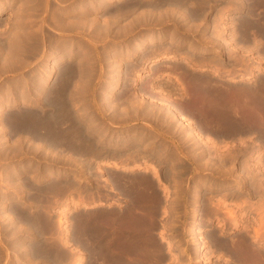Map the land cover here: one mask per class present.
Here are the masks:
<instances>
[{
    "label": "rangeland",
    "instance_id": "374dc122",
    "mask_svg": "<svg viewBox=\"0 0 264 264\" xmlns=\"http://www.w3.org/2000/svg\"><path fill=\"white\" fill-rule=\"evenodd\" d=\"M148 1L149 0H106L103 3L102 0H0V7H3L4 9L2 13H0V264H75V262L77 263L78 261L79 264H92V262L93 264H100V260L101 262L104 261L101 264H109L107 258L102 260L101 256H98L101 254L98 253L97 249L99 250V248L102 246V242L105 243L104 239H106L108 245L111 244V241L112 243L113 241L115 243V241L119 240L121 238L120 235L126 238L127 241H131V243L134 241V239L137 240L134 242H138L140 239L137 237L139 233L137 230L139 229L135 230V228L132 227L126 229L127 232L125 231V233H123L125 234V237L122 235V232L124 231L121 230V226L118 227L119 224L117 225L115 222L113 223V221L112 224L109 219L104 220L103 228H101L102 226H99L101 230L103 229L102 231L98 228V223H102L103 220L99 218L100 216H98V219L96 217L97 215H100L101 213L103 214L105 211L107 212H105V214L110 215L109 212L115 211L113 212L114 214L112 213V216L110 215V217H115L119 215L121 210L126 211L129 203H125L126 207H124L123 203H114L108 208L107 206L100 204L104 202V199L107 200L111 197L118 199L119 195L124 196V193H118L116 195L111 194V196L107 194V190H103L106 192V194H104L105 196L95 195L97 197L96 200L95 196H92L93 198L91 196H83L81 194L83 191L80 192V194H77L76 191H78L80 188L76 187H88L96 185L97 187H100L101 190L103 188L102 186H112L111 189H116L118 188V182L129 184L130 187H138L140 182L137 180L136 175L139 176L140 179L143 178L142 180H144L145 178H149L147 176L148 174L141 173L142 175H140V171L136 170L122 171L111 168L110 163L116 159L111 155V153L108 154V157L103 158L96 156V153H93L94 155H92L91 152L83 153L78 151L76 154V150H73L65 144L64 146L63 144L56 145L49 140L47 144V139L33 135L31 132L29 133V131L22 128L13 129V127H11L13 123L9 120H11L12 117H17L20 113L25 112L24 110L26 109V112L30 111V113L34 112L39 115H42L44 112L45 114L52 113L49 102V95L52 91L48 95L46 94L48 92L44 94L40 93L38 91V82L42 76L41 73L43 72L44 74V71L48 69L49 66L51 67L55 60L63 58L60 65L61 67H59L57 70L55 69L53 73L46 79L47 88L49 89V87L58 78L59 72L64 70L62 69L63 67H66L65 70L71 69L70 71L68 70L70 72V76H72L70 78L72 82L70 83L68 91H74V93H71L73 98L70 96V104H72V106L74 105L75 107L79 105V107H76L75 112L77 111L78 113L79 110L81 111H79L80 113L78 116L80 119L77 117L73 124L75 125L79 121V124H82L81 126L85 125L83 126V129L84 127L85 129L88 127L90 128L84 130V132H81L83 135H86L84 139L88 143L83 139L82 134L78 133L82 135L80 136L82 137V140L77 133L73 134V136H78H76L77 139L76 137H72L74 139L73 142L80 141V145L78 143H74L75 146L77 144L79 148L80 146H83L84 143L87 145L90 144L89 146L95 145L91 144V141L92 143L94 141L97 142L98 139L101 138L105 144L103 147L110 150L113 146L111 144L109 146L107 144V140L111 139L118 141L117 137L124 133L130 134V132L135 130V126L138 124L144 126H142L143 128L141 127L142 131H149L147 125H149V127L151 125H155L151 118L138 115L137 117L134 115L132 113L133 108L130 107L138 99L135 98V94L132 95L133 90L131 87L133 86L132 79L134 75L136 76V81L147 84L150 81L149 78L152 77V75L154 76V73L155 76L158 74L157 71L152 73V69L155 67V65H153L151 60L154 58V56H156L159 52L183 54L182 45H184L186 42H188V44L194 43L198 48H202V46H208V44H213L214 42L210 40V38H205V36L208 34L207 32H200L199 27H197V23H218L214 26V36L215 34L219 33L220 36L226 35L224 32L228 28H226L224 24L242 23V18L246 13L248 14L249 11L252 13L251 14L249 12L250 14H248L251 18H256L255 20H257L258 23H264V6L256 5L253 2H245V4L236 2L234 3V8L226 6L221 9H217L219 6H222L223 4L225 5V3L222 2L221 4H212L217 3L220 0H185L186 2L184 1L182 4L176 2H167L165 0H150L153 4L152 5L150 3L148 4ZM157 3L158 6H154V4ZM209 3H211V5L203 7L204 12L198 18H192V20L188 21L187 23L185 22L186 20H184L183 12L185 11V14L188 13L186 9L184 10L185 5H188L190 9H192L199 6L200 4L207 5ZM178 7L180 9H178ZM242 7L246 8L243 9ZM175 8L178 10V12H173V9ZM150 9L156 14V17L154 19H144L145 13ZM180 10H183V14L179 13L181 12ZM115 13H118V15H115ZM215 14L216 17L213 20ZM261 14L262 18L260 16ZM111 16L113 19L111 18L110 20ZM93 22L95 23L91 25ZM193 23L196 24H194L192 27ZM196 28L198 29L196 30ZM250 29L257 30L255 34L264 38L258 29L253 27H250ZM199 36L204 38H198ZM196 37L198 40L195 39ZM148 38H152L153 40ZM144 39L148 40L149 43H147L140 53H136L135 48L137 44ZM153 46L156 48V50H154ZM153 53L154 56L152 55ZM185 57L188 56H183L182 58ZM245 57L247 58L249 56ZM179 58H181V55L178 57V59ZM256 59H258L260 63L251 59L252 63L249 65H253L252 70L255 73H263V58L257 57ZM205 62L206 61L203 63ZM164 63L181 64L179 63V60L174 59L164 60L159 64L161 65ZM67 64L68 66H66ZM205 65L206 67H211L209 62H206ZM186 66L189 67V65ZM127 68L131 69H128L127 71ZM136 68L140 69L136 70ZM196 68L199 67H195V69ZM71 71H74V73H71ZM125 71H127L126 74H124ZM245 72L246 71H243V73ZM148 73L149 75H146ZM115 74H117V76ZM165 78L166 76L162 75L160 80H156V82H154V88L163 91V94L158 93V91L153 94L154 96L152 98L159 99L162 97V99H164V93L170 92L168 88L173 89V95L181 96L179 90L175 89L174 86L169 85V82H167ZM169 79L172 78L169 77ZM241 81L242 80L239 79V81L234 82L231 80H226L225 77H222L220 82L223 85L227 84L225 86L229 87V83L234 85L244 84L246 86H250L248 83H242ZM125 85H127V87ZM72 87L73 89H71ZM108 88L109 92L106 94L105 92ZM110 89L112 90L110 91ZM125 89H128L129 91H127L130 92L129 94L131 95H128V101L118 103L117 101L119 100L116 101V99H119L117 96L121 95L122 92L124 93V91L126 92ZM230 89L232 90L231 93H233V95L236 94L237 90H239L235 88ZM44 98L48 100H45ZM134 99L136 100L134 101ZM107 100H110L108 101V104ZM113 100L119 104L118 106L120 108L117 106L116 102L115 105L117 107L114 105ZM140 100L146 101L147 98L142 95ZM109 102L113 103V107ZM129 107L132 109H129ZM34 109L36 111H33ZM46 109L47 111H45ZM40 110L42 111L40 112ZM8 113H12L14 116L11 114L10 117V114ZM85 120H87V122L89 120L91 123H87ZM113 121L115 125L113 124ZM105 126L110 130H106L104 128ZM85 131H87V133H85ZM88 133H91L90 135L92 139H89L90 135ZM78 153H80V155ZM91 159L94 160L92 161ZM102 159L104 160L102 161ZM108 160L112 161L108 163ZM125 162L130 163L133 161L126 160ZM52 180L55 181V183H53ZM58 181L61 182V192L53 188L56 187L55 184H59ZM107 182L111 183L108 184ZM58 186H60V184ZM169 189L170 188L164 187L162 188V192H164L166 197L174 195L179 196V204L170 210V205H166L163 199L160 198V207L165 206V208H162L160 213H158L156 216L153 214V222L155 221L156 224L154 227H149V231L153 234L149 236L150 238L148 237V241L146 242H150L151 247H149V249H152V251H149L150 257L147 258V260H152L155 262V264H223L224 256L220 255L219 257V254L217 255L218 251L217 253L211 252L212 254L209 252L210 257L207 258L209 261L207 259L202 260V262L196 261L200 255L196 252L194 253L195 248L190 244L191 240L189 238L190 235L188 234L187 229L192 218L190 209L192 204H194V202L192 203V201H194V197L191 196V189L189 187L176 188L177 190L173 193ZM243 190L244 189L240 190V192H245ZM159 193V191H155L157 196H161ZM61 194L64 196V198L61 196ZM98 197L101 199L98 200ZM237 197H240L239 199L237 198L239 202L244 199L243 195H238ZM75 198H83V201L79 204H75V202L72 200ZM135 201L132 202L133 204H130V206L132 205L133 208H135L133 209L131 206V209L129 206L128 209L144 211L141 204ZM167 201L169 203V200ZM242 203L243 202L241 201L240 204ZM227 206H230V204L225 205L224 208ZM244 206L240 207L238 204L234 205V207L238 209L236 213L245 223L243 219H245L246 216L241 215L247 211L244 209ZM137 207H142V210ZM36 209L38 211H36ZM176 210L177 212H173ZM203 211L205 210H202L201 217L204 216L205 219H207V217L208 219L210 218L209 220L213 223V228H215V231L220 233V236L222 235V237H235L236 234V238H239L240 235L242 236V234H246V232H249L248 234H252L253 232V230H250V232L249 230L246 231V229L243 228L231 230L232 226L229 224V222L228 224L230 226L225 222L228 220V217H226L227 219L224 221V223L222 222L223 224H219L216 222L217 218H215L213 221L211 220L213 215L207 211ZM222 212L224 214L225 211H220L219 214H221V216L219 215V217L225 218L227 213L225 212L224 216ZM164 214H166V216L163 217L162 220L158 221V218ZM176 214L179 215L175 216ZM25 216L28 217V219ZM93 216L96 217L97 220L94 219L92 221ZM172 216H174V219H171ZM29 217H38V223L40 218V223H37V227L35 223V228L31 227L33 226V222L29 219ZM87 218H90V220ZM106 221H110L108 224H111L113 228H115V231L117 229L118 231L121 230L122 232L119 231V233L121 232L120 234L118 231L115 232L111 225H107ZM27 222L29 224L31 223V226L26 224ZM104 225L109 227L105 228ZM227 225L228 227H226ZM36 228H39V230H35ZM104 228L106 230L111 229L108 232L113 236H116L115 234L117 233V236L120 238H112V235L108 234L106 230V232H103ZM129 229L134 230L131 232ZM112 230L115 234L110 232ZM223 230L226 233H224ZM95 231L98 232L95 234ZM66 232L67 238H69L67 241L64 239V233ZM75 233L79 234L76 235ZM129 234L132 237H128ZM102 235L109 236L105 238ZM197 235L198 237L200 236L199 233ZM114 238L116 240H114ZM124 238L120 240L124 241ZM99 239L101 240V243L99 242ZM126 240L125 242L128 243ZM145 240L146 237L144 238V241L142 240L141 242L140 239L139 242L145 243ZM168 241H172L173 243H171V248H169L167 245L169 243ZM254 245L264 246V241L261 243H255ZM175 246L177 248H174ZM94 248H96V253ZM77 249L79 250L77 251ZM90 249L94 251H91ZM54 250L58 252L55 253ZM45 251L47 252L45 253ZM70 251H73L74 253ZM50 252L52 254L54 252L55 254L51 255ZM59 252L62 254L65 253V255L68 253V256L72 253L73 257H70V255V260H68L67 255H64V260V256L59 254ZM82 252H85L83 253L84 255L81 254ZM78 255L82 261L81 259L77 260L79 258ZM91 255L95 257H92ZM126 255H129L126 256L127 258L131 256L133 257H131L132 259L138 258V253H126ZM58 258L60 259L57 260ZM72 258L73 260H71ZM91 258H94V261H92ZM96 259L99 262H96ZM111 263L113 262L110 261V264Z\"/></svg>",
    "mask_w": 264,
    "mask_h": 264
},
{
    "label": "bare ground",
    "instance_id": "6f19581e",
    "mask_svg": "<svg viewBox=\"0 0 264 264\" xmlns=\"http://www.w3.org/2000/svg\"><path fill=\"white\" fill-rule=\"evenodd\" d=\"M103 1V3H104V1H106V0H102ZM135 1H137V0H135ZM139 1H142V0H139ZM144 1V0H143ZM165 1H167V2H176V3H181L182 4V2H184L185 0H165ZM241 1V3L243 4V0H240ZM145 2H147V1H145ZM154 2V1H153ZM186 2V1H185ZM258 2H260L261 4H263L264 5V0H258ZM92 3V2H91ZM100 3V2H99ZM142 3V2H141ZM152 4L151 3V1L149 0L148 1V4ZM93 4V3H92ZM95 4V3H94ZM101 4V3H100ZM99 4V5H100ZM138 4V3H137ZM140 4V3H139ZM146 4V3H145ZM108 5V4H107ZM107 5H106V7H107ZM153 5V4H152ZM151 5V6H152ZM114 6V5H113ZM154 6H158V3L157 4H154ZM184 6V5H183ZM121 7V6H120ZM155 7V8H156ZM203 5L202 4H200L199 6H197V7H195V8H192V9H190V7L188 6V5H185V8H184V10L186 9V11L188 12V13H186L185 14V11L182 13V11L181 12H179V13H182L183 14V16H184V20H186L185 22L187 23L188 21H190V20H192V18L193 19H195V18H198L201 14H203ZM103 8H104V6H103ZM106 9V8H105ZM135 9V8H134ZM152 9V8H151ZM151 9L148 11V12H146L145 13V15H144V19H154L155 17H156V14L154 13V12H152L151 11ZM178 9H180L179 7H178ZM4 9H3V7H0V13H2V11H3ZM174 11L173 12H175V11H177L178 12V10L175 8V9H173ZM151 11V12H150ZM253 11V10H252ZM250 12V11H249ZM248 12V14H250ZM263 13V12H262ZM247 13L245 14V16L243 17V19H242V23H245V24H253V23H258L257 22V20H255L254 18H251L249 15H248ZM252 14V13H251ZM255 14V13H254ZM115 15H118V13H115ZM256 15V14H255ZM254 15V16H255ZM108 16V15H107ZM114 16V15H113ZM261 16V18H262V14L260 15ZM263 16H264V14H263ZM118 17V16H117ZM116 17V18H117ZM222 17V16H221ZM253 17V16H252ZM111 18L113 19V17L111 16L110 17V20H111ZM115 18V17H114ZM264 19V18H263ZM95 20V19H94ZM99 20V19H98ZM109 20V19H108ZM109 20V21H110ZM98 22H100V21H98ZM111 22V21H110ZM95 22H93V23H91V25L92 24H94ZM113 23V22H112ZM202 23V22H201ZM261 23H263V22H261ZM97 24V23H96ZM196 24V23H195ZM100 25V24H99ZM61 26H63V25H61ZM95 26V25H94ZM97 26V25H96ZM105 26V25H104ZM194 26V23H193V25H192V27ZM199 26V25H198ZM197 26V27H198ZM198 28H196V30H197ZM261 29H263L264 30V25L261 27ZM190 30V29H189ZM191 31V30H190ZM192 32V31H191ZM149 37V36H148ZM151 37V36H150ZM148 39H150V38H148ZM152 39V38H151ZM150 39V40H151ZM153 40V39H152ZM59 41V40H58ZM156 41V40H155ZM70 42V41H69ZM153 42V41H152ZM157 42V41H156ZM147 43H149V41L148 40H146V39H144L143 41H141V42H139L138 44H137V46H136V48H135V52L136 53H140L141 51H142V49H144V47L147 45ZM181 43V42H180ZM73 44V43H72ZM182 44V43H181ZM154 47V46H153ZM166 47V46H165ZM65 49V48H64ZM166 49H167V47H166ZM198 47H197V45H195L194 43L193 44H190V48H189V51H198ZM207 49V47L206 46H202V50H201V52H203V51H205ZM61 50V49H60ZM152 50V49H151ZM154 50H156V48L154 47ZM157 50L159 51V49L157 48ZM59 51V50H58ZM66 52V51H65ZM152 52H153V50H152ZM150 53H151V51H150ZM155 53V52H154ZM154 53L152 54L153 56H154ZM64 54V53H63ZM67 54V53H66ZM156 54H157V51H156ZM180 53L179 54H177V53H171V52H159L156 56H154V58L151 60L152 62H153V65H155V67L152 69V73L153 72H155V71H157L158 72V74H156V76H155V73H154V76H153V78L154 77H161L162 75H164V70H166L165 68H163L159 63L160 62H162V61H164V60H168V59H174V60H181L180 62H183V63H185L186 65H189V67H191V69H195V67H199L200 69H205L206 68V65H205V63H202L203 61L201 60V61H199V59H196V58H193V57H191V58H189V57H185V58H182L184 55L182 54V56H181V58H179L178 59V57H180ZM113 56V55H112ZM185 56H187V55H185ZM60 57V56H59ZM63 59V58H62ZM62 59H57V60H55L54 62H53V64L51 65V67L49 66V68L48 69H46L45 71H44V74H43V72L41 73L42 74V76L40 77V81L38 82L39 84V86H38V91L40 92V93H42V94H44V93H46V92H48V93H46L47 95L51 92V94L49 95L50 96V105H51V111H52V113H50V114H45V112L44 113H42V115H39V114H37V113H34V112H32V113H30V111L29 112H26V110H24L25 112H22V113H20L17 117H12L11 118V120H9V121H11L12 123H13V125L11 126V127H13V129H16V128H22V129H24V130H27V131H29V133L31 132L33 135H36V136H39V137H42V138H44V139H47V144H48V140L49 141H51V142H53L54 144H63V146H64V144L65 145H67L68 147H70V148H72L73 150H76V154H77V152L79 151H81V152H91V154L92 155H94L93 153H96V156H100V157H108L109 155V153H111V155L112 156H114L116 159H112L111 161H109L108 160V163L109 162H111L110 163V166H111V168H114V169H119V170H122V171H132V170H139V169H142V167H141V165H140V163L138 162V160H137V158H136V156H137V153H140V151L138 152V149L136 148V145H137V142H138V140H139V136H138V133H139V128L137 127V126H135V130L134 131H132V132H130V134H126V133H124V134H121L119 137H117V139H118V141L116 140H111V139H109V140H107L108 141V145L110 146V144L113 146L110 150H108V149H106L105 147H103V145H105L104 143H103V141H102V139L100 138V139H98V141H97V138H96V141L97 142H93L92 143V141L91 140H89V141H91V144H95V145H91V146H89V145H87V144H85L84 143V145H87V146H80L79 148H78V145L76 144V146H75V144L74 143H78L79 144V142L80 141H78V142H73V138L72 137H76V136H73V134H75V133H80V134H82L81 132H84V130H87V129H85V127H84V129H83V126H85V125H83V126H81L80 124H79V121H78V123L77 124H73L74 123V120L79 116V113L81 112L80 110V112L78 111V113H77V111L75 112V109H76V107L78 106L79 107V105H77L76 107L73 105L72 106V104H70L71 102H70V96H71V93H74V91L73 92H69L68 91V88L70 87V83L72 82L71 81V77L72 76H70V70L68 71L67 69V72H66V70H65V68L66 67H63L62 69H64L63 71H60L59 72V75H58V78L54 81V83L49 87V89L47 88V84H46V79L53 73V71L56 69H58L59 67H61L60 65H61V63H62ZM201 59V58H200ZM118 62V61H117ZM66 63H68V62H66ZM129 63V62H128ZM64 65H65V63H64ZM166 65V64H165ZM66 66H68V64L66 65ZM74 66V65H73ZM119 66V65H118ZM125 66V65H124ZM127 66V65H126ZM129 66V65H128ZM166 66H168V65H166ZM208 66H209V64H208ZM70 67V66H69ZM262 67V66H261ZM71 68V67H70ZM132 68V67H131ZM131 68H127V71H128V69L130 70ZM170 68H172V69H174V67L171 65V67ZM198 68V69H199ZM164 69V70H163ZM169 69V68H168ZM44 70V69H43ZM74 70H76V69H74ZM82 70V69H81ZM171 70V69H170ZM180 70V69H179ZM37 71V70H36ZM127 71H125V73L124 74H126V72ZM168 71V70H167ZM175 71H177L176 70V68H175ZM174 71V72H175ZM174 72L172 71V72H170V75H172V76H174V77H176V83H178V84H180V85H182L183 87H185L186 85L184 84V81H183V79H181V77H179V73H181L180 71H179V73L178 74H174ZM71 73H74V71L72 72L71 71ZM151 73V74H152ZM118 74H119V72H118ZM128 74V73H127ZM150 74V75H151ZM226 74H228L229 75V77L228 78H230L231 79V81H234V82H236L235 80L237 79L238 80V78L239 79H241L242 81H245L246 83H248L249 85H250V87H247V88H244L243 87V89H241L242 87H240L239 86V88L237 87V89H239V90H235L236 91V94H234L233 95V93H231L232 92V90L230 89V88H232L231 86H230V88H224L223 87V85L222 84H216L215 82V84L216 85H213L212 87H208V86H211V85H208V84H210L209 83V81H208V84H207V82H204L203 84H200V82H199V84L197 83V85L195 86V88H191V89H193V90H191L190 88L188 89L189 90V92H187L188 90H186V92H185V95H186V97H184V99H185V101H186V106H187V109H188V111H190V112H194V111H196L197 113H199V114H201L203 117H204V121L205 122H207L208 120H209V117L210 118H212V121H214V122H217V125H219V127H220V130L221 131H229V132H235V133H238V132H245V131H249L250 129H255V130H257V131H260V132H263L264 133V76H262V75H256L255 74V72L252 70V68H250V69H248V71L247 72H245V73H243V75L242 76H236L235 74H231V72H230V74H229V72H226ZM69 75V76H68ZM116 76H117V74H115ZM114 75V76H115ZM57 76V75H56ZM253 76H258L257 77V79H256V81H251V79H252V77ZM171 77V76H170ZM130 79V78H129ZM151 79H152V77H151ZM196 79V78H195ZM201 79V78H200ZM116 80V79H115ZM206 80V79H205ZM118 81V80H117ZM127 81V80H126ZM200 81V80H199ZM27 82H28V80H27ZM76 82V81H75ZM112 82V81H111ZM129 82V81H128ZM52 83V82H51ZM28 84V83H27ZM125 84H126V82H125ZM196 84V83H195ZM127 85H129V84H127ZM127 85H125L126 87H127ZM208 85V86H207ZM225 85H227V84H225ZM77 86V85H76ZM113 87V86H112ZM125 87V88H126ZM154 87H155V85H154ZM226 87V86H225ZM37 88V87H36ZM75 88V87H74ZM78 88V87H77ZM186 88V87H185ZM51 89V90H50ZM71 89H73V87L71 88ZM76 90V89H75ZM112 89H110V91H111ZM113 90H115V89H113ZM123 90H124V88H123ZM122 90V91H123ZM126 90V89H125ZM128 90V89H127ZM126 90V91H127ZM37 91V90H36ZM72 91V90H71ZM106 91V90H105ZM129 91V90H128ZM134 91H136V90H134ZM38 92V93H39ZM108 92H109V88L107 89V91L105 92L106 94H108ZM145 92V91H144ZM233 92H234V90H233ZM112 93H113V91H112ZM121 93V92H120ZM126 93V92H125ZM125 93H123L122 92V94L121 95H119V96H117L119 99H116V101L117 100H119V101H117L118 103H122L123 101L124 102H126V101H128V98H129V96L131 95V94H129L128 92H127V94H129V96L127 95V94H125ZM141 93H143V92H141ZM140 93V94H141ZM158 93H161V94H163V91H161V90H159V92ZM25 94V93H24ZM117 94V93H116ZM134 93H132V95H133ZM139 94V95H140ZM37 95V94H36ZM137 95V94H136ZM49 96H47V97H49ZM107 96V95H106ZM37 97V96H36ZM45 97V96H44ZM72 98H73V96H71ZM105 97V96H104ZM108 97V96H107ZM40 98V97H39ZM136 98V97H135ZM138 98V97H137ZM163 98H165L166 99V97H163ZM41 99V98H40ZM45 99V98H44ZM141 99H143V98H141ZM1 100H2V98H1ZM45 100H48V99H45ZM45 100H41V101H45ZM111 100V99H110ZM110 100H107V104H108V101H110ZM133 100V99H132ZM136 99H134V101H135ZM160 100H161V98H160ZM256 101V102H258L259 103V107H255L254 105L253 106H248V101ZM115 101V102H116ZM134 101H132V102H134ZM138 101V100H137ZM162 101H164V100H162ZM218 101V102H217ZM241 101H243V105L242 104H240V102ZM113 102H114V100H113ZM115 102H114V105H115ZM116 102V104H117V106L119 105L118 103ZM140 102V103H139ZM247 102V103H246ZM1 103V102H0ZM48 103V102H47ZM110 103V102H109ZM135 103V102H134ZM133 103V105H131L130 107H132V108H130L129 107V109H132V113L134 114V115H138V116H146V117H148V118H151V117H153V116H156L157 114H158V110L156 109V108H153V107H149L146 103H144L143 101H140V99H139V101H138V104H134ZM153 103V102H152ZM154 103H157V102H154ZM99 104V103H98ZM111 105L113 104V103H110ZM3 105V104H2ZM47 105V104H46ZM49 105V106H50ZM111 105H110V108H111ZM121 105V104H120ZM154 105V104H153ZM172 105V104H171ZM44 106V105H43ZM116 106V105H115ZM115 106H114V108H115ZM116 106V107H117ZM157 106V105H156ZM3 107V106H2ZM104 107V106H103ZM106 107H109V106H106ZM112 107H113V105H112ZM119 107V106H118ZM158 107H160V105L158 106ZM45 108V107H44ZM120 108V107H119ZM42 109V108H41ZM48 109V108H47ZM47 109L45 110V111H47ZM116 109V108H115ZM29 110V109H28ZM91 110V109H90ZM33 111H36L35 109L33 110ZM42 110H40V112H41ZM49 111V110H48ZM168 111L174 116H178L179 115V117H181V119L183 120V121H186L187 119H186V115H185V113L184 112H182V111H180L176 106H174V105H172V106H169V108H168ZM21 112V111H20ZM88 112V111H87ZM107 112V111H106ZM119 112H120V110H119ZM0 113H1V110H0ZM84 113H85V111H84ZM83 113V114H84ZM101 113V112H100ZM103 113V112H102ZM8 114H10V113H8ZM7 114V115H8ZM12 114V113H11ZM11 114L9 115L10 117H11ZM78 114V115H77ZM13 116H14V114H12ZM80 115H82V114H80ZM115 115V114H114ZM113 115V116H114ZM211 115V116H210ZM130 116H131V114H130ZM129 116V117H130ZM137 116V117H138ZM94 118V117H93ZM216 118V119H215ZM78 119H80L79 117H78ZM77 119V120H78ZM85 119V118H84ZM90 119V118H89ZM139 119H141V118H139ZM138 119V120H139ZM214 119V120H213ZM81 120H83V119H81ZM91 120V119H90ZM96 120H97V118H96ZM152 120V119H151ZM86 122H87V120H85ZM182 121V122H183ZM88 122H90L89 120H88ZM87 122V123H88ZM98 122V121H97ZM137 122V121H136ZM144 122V121H143ZM213 122V123H214ZM76 123V122H75ZM87 123H86V125H87ZM91 123V122H90ZM89 123V124H90ZM94 123V122H93ZM92 123V124H93ZM85 124V123H84ZM95 124H96V121H95ZM113 124H114V121H113ZM113 124H111V125H113ZM144 124V123H143ZM146 124H149V123H146ZM115 125V124H114ZM137 125V124H136ZM141 125V124H140ZM150 125H151V123H150ZM216 125V124H215ZM89 126H91V125H89ZM141 126H143V125H141ZM148 126V130L149 131H151V129H152V125L149 127V125H147ZM87 127V126H86ZM93 127V126H92ZM107 127H108V125H107ZM144 127V126H143ZM142 127V128H143ZM106 130H110L109 128L107 129L106 128V126L104 127ZM133 128V127H132ZM90 129V128H89ZM95 129V128H94ZM99 129V128H98ZM104 130V129H103ZM128 130H131V129H128ZM141 130V129H140ZM93 131V130H92ZM102 131V130H101ZM122 131H124V130H122ZM149 131H146V132H149ZM89 132V131H88ZM109 132V131H108ZM114 132V131H113ZM119 132V131H118ZM142 132H144V131H142ZM85 133H87V131H85ZM94 133V132H93ZM95 133H97V132H95ZM145 133V132H144ZM80 134H78L79 135V137L80 136H82V135H80ZM89 134V133H88ZM91 134V133H90ZM89 134V135H90ZM100 134H102V133H100ZM105 134H106V132H105ZM113 134V133H112ZM141 134V133H140ZM98 135H99V133H98ZM104 135V134H103ZM85 136L86 135H83L82 137H83V139L85 138ZM93 136H95V135H93ZM78 137V136H77ZM77 137H76V139H77ZM82 137H80V139L82 140ZM101 137H102V135H101ZM141 137V136H140ZM143 137V136H142ZM91 138V135H90V137H89V139ZM115 138V137H114ZM87 139V138H86ZM92 139V138H91ZM116 139V138H115ZM79 140V139H78ZM85 140V139H84ZM88 140V139H87ZM142 140H144V139H142ZM77 141V140H76ZM86 141V140H85ZM104 141H105V139H104ZM147 141V140H146ZM43 142H44V140H43ZM82 142V141H81ZM87 142V141H86ZM114 142V143H113ZM117 144H116V143ZM50 143V142H49ZM88 143V142H87ZM82 144H83V142H82ZM81 144V145H82ZM116 146H115V145ZM80 145V144H79ZM108 145H107V148H108ZM97 148H96V147ZM98 146H101V147H98ZM105 152H107V153H105ZM74 153H75V151H74ZM79 155H80V153H78ZM83 155H85V154H83ZM86 155H87V153H86ZM85 155V156H86ZM90 155V154H89ZM91 155V156H92ZM77 156V155H76ZM81 156H82V154H81ZM95 156V157H96ZM111 156V157H112ZM78 157V156H77ZM76 157V158H77ZM113 157V158H114ZM78 159V158H77ZM106 159V158H105ZM107 159H109V158H107ZM101 160V159H100ZM104 159H102V161H103ZM126 160H128V161H133V162H125ZM106 162V161H105ZM102 164V163H101ZM142 164V163H141ZM144 164V163H143ZM109 166V167H110ZM148 168V167H147ZM144 169H146L145 167H144ZM148 170V169H147ZM156 171V170H155ZM53 173V172H52ZM58 173V172H57ZM62 173V172H61ZM48 174V173H47ZM63 174V173H62ZM155 174H156V172H155ZM49 175V174H48ZM51 175V174H50ZM52 176V175H51ZM56 177V176H55ZM239 178H241V177H239ZM238 178V179H239ZM53 179V178H52ZM56 179V178H55ZM143 178H141L140 180H139V182H140V185H138V188H137V192H136V197H134V200H132V201H128V202H124L123 201V198H119L118 197V199H116V198H114V197H111V198H108L107 200H105L104 199V202L102 203V204H100V205H103V206H107V208L109 207V206H111V205H113L114 203H123L124 204V207H126V205H125V203H129L128 204V206H127V208H126V211H124V210H121L120 211V213H119V215H117V216H113V217H110V215L112 216V213L113 212H115V211H113V212H109L110 213V215L109 214H105V212L102 214H100V215H97L96 217L98 218V216H100L99 218H101L102 220H103V222L102 221H99V222H102V223H98V228H99V230H101V228H103V223H104V220H110L111 221V223H112V221H113V223L115 222V224H119L118 225V227L119 226H121L120 228H122L121 230H123L124 232H122L121 230H119V231H121L122 232V235H124L125 236V234H123V233H125V231H126V229H128V228H135V230L136 229H139V230H137V232H139L138 233V238H140L141 239V242H142V240L144 241V238L146 237V240H145V243L143 242V243H141V242H139L140 241V239H139V241L138 242H134L136 239H134V241L131 243V241L129 242V241H127L126 240V238H124L123 236H121L120 235V237L119 236H117V233L115 234V233H113L114 231H115V228H113V226L111 225V224H108V222H110V221H106L107 222V225H111L112 226V228L114 229V231L112 230V231H110L111 233H113V234H115L116 236H113L112 234H110L108 231L109 230H111V229H105L106 227H109V226H105L104 225V231L103 232H108V234H110V235H112V238L113 237H119L120 239H123L124 238V241H122V240H117V241H115V243H114V241H113V243H112V241H111V244H109L108 245V243L106 242V239H104L105 240V243H107V244H105V243H103L102 242V246L99 248V250L97 249V251H98V253L99 254H101V255H98L99 257L101 256V258H102V260L104 259V258H107L108 259V263L110 264V261L111 262H113V263H111V264H149V262L150 261H152V260H147V258H149L150 257V254H149V251H152V249H149V247H151V245H150V242L148 243V242H146V241H148V237L149 236H151V234H152V232H150L149 231V227L151 228V227H153V209H152V201H151V199H150V195H151V193H150V191L149 190H152V188L149 186V179L148 178H145L144 180H142ZM242 179V178H241ZM241 179H239V181H237L238 183H237V188H236V190H242L243 188H242V186L244 185H242V181H241ZM57 180H58V178H57ZM53 181V180H52ZM51 182V181H50ZM59 182V181H58ZM145 182V183H144ZM53 183H55V181H53ZM52 183V184H53ZM111 183V182H110ZM58 184V183H57ZM57 184H55L56 185V187H53L54 189H56V190H58V191H62L61 190V182H59V184H60V186H58ZM54 185V186H55ZM242 185V186H241ZM53 186V185H52ZM32 187V186H31ZM59 187H60V190H59ZM191 190V196L192 197H194V201H192V203L194 202V204H192V207H191V214H192V218H191V220H190V222H189V226H188V234L190 235L189 236V238H190V240H191V245H193L194 246V248H195V250H194V253L196 252V253H198L200 256H199V258H197V260L196 261H201L202 262V260H204V259H207V258H209L210 256V254H209V252L211 253H217V251H218V253H217V255L219 254V257H220V255H222V256H224V262H223V264H264V248L262 249V247H264V246H258V245H254L255 243H258V242H263L264 241V206H259V210L260 211H262L263 213H261V215H260V218L258 219V221H259V223H258V225L256 226V228H255V231H254V233H252V236H250L248 233L249 232H246V234H242V236L240 237L239 236V238H236V234H235V237H232V236H225V237H222V235L220 236V233H218V232H216L215 230V228H213V223L212 222H210V218L208 219V217H207V219H205V217L204 216H202V217H204V218H202L201 217V213H200V207L203 205L204 206V209L203 210H205V211H207L208 213H210V214H212L213 216L211 217V220H213L214 221V219L215 218H217V220H216V222L217 223H219V224H223L224 223V221L227 219L226 217H228V220L227 221H225L227 224H228V222H229V224L232 226L231 227V230L233 229H236V228H243V229H246V231H248L249 230V227H251L250 226V224H248L249 222H248V220H246V217H245V219H243L244 221H245V223L241 220V218H240V216L236 213V211L238 210L236 207H234V205H232L231 207L230 206H227V207H225V208H227V209H225L224 208V206L225 205H227V204H229V203H226V201H222L223 199H216L215 198V195H214V187H212V185H209V186H205V187H202V186H199V185H195L194 187H191V186H188ZM188 187H186V188H188ZM132 188V187H131ZM41 189V188H40ZM205 189V190H204ZM57 191V192H58ZM202 191H205V194L204 193H202ZM189 192V191H188ZM43 193V192H42ZM59 193V192H58ZM60 194V193H59ZM149 194V195H148ZM58 195V194H57ZM108 195H111V194H108ZM113 195V194H112ZM111 195V196H112ZM116 195V194H115ZM238 195H243L242 193H238ZM61 196L64 198V196L61 194ZM91 197L92 196H95V194H91L90 195ZM105 196V195H104ZM190 196V195H189ZM190 196V197H191ZM202 196H204V199H203V203H201V201H202ZM218 196V195H217ZM96 197V196H95ZM191 197V198H192ZM223 197V196H222ZM222 197H220V198H222ZM93 198V197H92ZM99 198V197H98ZM238 198V197H237ZM240 198V197H239ZM238 198V199H239ZM242 198V197H241ZM96 200H97V197L95 198ZM101 198H99L98 200H100ZM227 198H225L224 200H226ZM238 199H237V201H238ZM243 199V198H242ZM74 202H75V204H79V203H81L82 201H83V198H75V199H72ZM136 200V201H135ZM189 200V199H188ZM214 202H213V201ZM85 201V200H84ZM133 201H135V202H139L140 204H141V206L143 207V209H144V211H138V210H130V209H128V207L130 206V204H133L132 202ZM211 201V202H210ZM243 202L242 204H240V202ZM239 203H238V206H240V207H243L244 205H245V203H247V201L246 200H241ZM90 202H92V201H90ZM86 203H89V202H86ZM95 203V202H94ZM137 203H135V204H137ZM159 203H161V201L159 202ZM158 203V204H159ZM134 204V205H135ZM90 205V204H89ZM88 205V206H89ZM92 205V204H91ZM119 205V204H118ZM160 205V204H159ZM163 205V204H162ZM132 206V205H131ZM131 206L129 207V208H131ZM137 206H139V205H137ZM123 207V206H122ZM142 207L141 208H139V207H137V208H139V209H141L142 210ZM239 207V208H240ZM248 207V206H247ZM132 208H133V206H132ZM131 208V209H132ZM135 208V207H134ZM133 208V209H134ZM136 208V209H137ZM124 209V208H123ZM224 209V210H223ZM244 209H247L245 206H244ZM26 210V209H25ZM113 210V209H112ZM36 211H38L37 209H36ZM109 211H111V210H109ZM122 211H124V212H122ZM205 211H203V212H205ZM220 211H225L226 213H227V216H225V212H224V214H223V212H222V214L225 216V218H223V217H219V215L221 216V214H219L220 213ZM206 212V213H207ZM31 213V212H30ZM38 213V212H37ZM40 213V212H39ZM107 213V212H106ZM114 214V213H113ZM118 214V213H117ZM21 215V214H20ZM34 215V214H33ZM40 215H42V214H40ZM204 215V214H203ZM241 215H245V213H242ZM31 216H32V214H31ZM39 216V215H38ZM103 218H102V217ZM211 216V215H210ZM209 216V217H210ZM21 217V216H20ZM26 217V216H25ZM96 217H94L93 216V218H92V221L95 219V220H97L96 219ZM219 217V218H218ZM27 219H28V217H26ZM26 218H25V221H26ZM98 218V219H99ZM29 219L33 222V226H31V223L29 224L28 222L26 223V224H29L31 227H34L35 228V226H34V223H35V225H36V227H37V223H38V217H34V218H32V217H29ZM87 219H89L90 220V218H87ZM114 219V220H113ZM85 220V219H84ZM88 220V221H89ZM151 221V223H150V221ZM42 221V220H41ZM65 222V221H64ZM91 222V221H90ZM95 222V221H94ZM97 222V221H96ZM223 222V223H222ZM24 223V222H23ZM39 223H40V218H39ZM38 223V224H39ZM93 223V222H92ZM112 223V224H113ZM91 224V223H90ZM96 224V223H95ZM100 224H102V225H100ZM114 224V225H115ZM228 224V225H229ZM23 225V224H22ZM25 225V224H24ZM92 225V224H91ZM216 225V224H215ZM218 225V224H217ZM228 225L226 226V227H228ZM229 225V226H230ZM101 228H100V227ZM219 226V225H218ZM41 227V226H40ZM117 227V226H116ZM34 228H32V229H34ZM75 228V227H74ZM94 228V227H93ZM96 228V227H95ZM111 228V227H110ZM119 228V229H120ZM163 228V227H162ZM217 228V227H216ZM39 230V228H36L35 230ZM78 229V228H77ZM223 229V228H222ZM221 229V230H222ZM79 230V229H78ZM77 230V231H78ZM83 230H84V228H83ZM93 230H95V229H93ZM103 230V229H102ZM101 230V231H102ZM106 230V231H105ZM130 230V229H129ZM132 230H134V229H131L130 231L131 232H133ZM151 230V229H150ZM202 230H203V232H202ZM229 230V229H228ZM41 231V230H40ZM90 231V230H89ZM118 230L116 229V231L115 232H117ZM119 231H118V233H119ZM224 231V230H223ZM244 231V230H243ZM250 231V230H249ZM93 232V231H92ZM96 232H98V231H95V234H96ZM100 232V231H99ZM120 232V233H121ZM127 232V231H126ZM136 232V231H135ZM222 232V231H221ZM251 232V231H250ZM80 233H81V231H80ZM94 233V232H93ZM119 233V234H120ZM200 234V235H202L203 234V236L201 237V236H199L198 237V235L197 234ZM224 233H226L225 231H224ZM243 233H245V232H243ZM69 234V233H68ZM76 234V233H75ZM79 233H77L76 235H78ZM100 234V233H99ZM98 234V235H99ZM107 234V233H106ZM105 234V235H106ZM134 234V233H133ZM136 234V233H135ZM228 234V233H227ZM239 234V233H238ZM251 234V233H250ZM83 235V234H82ZM101 235V234H100ZM102 236H104V235H102ZM107 236H109V235H107ZM107 236H104L105 238L107 237ZM130 236V234L128 235V237ZM134 236V235H133ZM136 236V235H135ZM234 236V235H233ZM79 237H80V235H79ZM111 237V236H110ZM110 237H108V238H110ZM126 237V236H125ZM128 237H127V239H128ZM130 237H132V236H130ZM137 237H135V238H137ZM114 238V240H116ZM137 238V239H138ZM150 238V237H149ZM64 239L67 241L69 238H67V232L66 233H64ZM102 239V238H101ZM75 240V239H74ZM100 240V239H99ZM104 240H102V241H104ZM110 240H112V239H110ZM125 240L128 242V243H126L125 242ZM129 240V239H128ZM131 240V239H130ZM76 241V240H75ZM79 241V240H78ZM107 241H108V239H107ZM137 241V240H136ZM65 242V241H64ZM100 243H101V240L99 241ZM169 242V241H168ZM254 244H253V243ZM110 243V242H109ZM172 241H170L167 245H168V247L169 248H171V246H172ZM81 244V243H80ZM99 244V243H98ZM97 244V245H98ZM104 244V245H103ZM166 245V246H167ZM212 245H215L216 246V250H211V248H210V246L212 247ZM174 246V245H173ZM193 246H191V247H193ZM73 249H75V248H73ZM96 248H94V250H95ZM145 249H148V250H145ZM53 250V249H52ZM79 249H77V251H78ZM91 251H94V250H92V249H90ZM170 250V249H169ZM48 251H51V250H48ZM55 251V253H57L56 252V250H54ZM76 251V250H75ZM76 251V252H77ZM90 251V252H91ZM96 250H95V253L97 252ZM155 251V250H154ZM47 251H45V253H46ZM70 252H73V251H70ZM69 252V253H70ZM76 252H75V254H76ZM79 252H81V251H79ZM78 252V253H79ZM51 253V252H50ZM54 252H53V254H55ZM67 253V252H66ZM74 253V252H73ZM83 253H85V252H82L81 254H83ZM97 253V254H98ZM126 253H133V254H137L138 253V258H136V259H132L131 257H129V258H127L126 256H129V255H126ZM211 253V254H212ZM52 253H51V255H53ZM59 254H61V255H65V253L64 254H62L61 252H59ZM61 255H59V256H61ZM67 255V258H68V260H70L69 258L70 257H73L72 256V253L71 254H69V256H68V253L66 254ZM65 255V256H66ZM84 255V254H83ZM93 255H94V252H93ZM96 255V254H95ZM155 255V254H154ZM189 255V254H188ZM216 255V256H217ZM58 256V257H59ZM65 256L63 257L64 258V260H65ZM75 256V255H74ZM92 256V255H91ZM90 256V257H91ZM103 256V257H102ZM140 256V257H139ZM190 256V255H189ZM53 257V256H52ZM78 257H79V255H78ZM92 257H95V256H92ZM212 257V256H211ZM55 258H57V257H55ZM62 258V259H63ZM67 258H66V261H67ZM75 258V257H74ZM97 258V257H96ZM101 258H99V259H101ZM131 258V259H130ZM60 258H58L57 260H59ZM62 259H61V261H62ZM79 259H81L80 257L77 259V260H79ZM92 259V258H91ZM94 259V258H93ZM92 259V261H94ZM106 259V260H107ZM226 259V260H225ZM71 260H73V258L71 259ZM76 260V261H77ZM97 260V259H96ZM105 260V259H104ZM208 260V259H207ZM81 261H82V259H81ZM209 261V260H208ZM223 261V260H222ZM96 262H99L98 260L96 261ZM104 262V261H103ZM103 262H101V260H100V264L101 263H103ZM62 263V262H61ZM63 263H64V261H63ZM204 263V262H203ZM65 264V263H64ZM75 264H79V261L76 263L75 262ZM92 264H93V262H92ZM96 264V263H95ZM107 264V263H106Z\"/></svg>",
    "mask_w": 264,
    "mask_h": 264
},
{
    "label": "flooded vegetation",
    "instance_id": "af4514ba",
    "mask_svg": "<svg viewBox=\"0 0 264 264\" xmlns=\"http://www.w3.org/2000/svg\"><path fill=\"white\" fill-rule=\"evenodd\" d=\"M222 2L225 3V5L223 4L217 9L226 6L234 8V3H241L240 0H220L219 2L212 4H221ZM245 2H253L256 5L264 6L258 2V0H243V4H245ZM209 5H211V3L203 6L206 7ZM242 8L245 9L246 7ZM216 14L213 17V20L216 17ZM216 24L218 23H197L201 33H208L205 38H210V40L214 42L213 44H208L205 51L201 52L202 48H199L198 51H189L190 44H188V42L182 45V53L184 56L187 55L189 58L193 57L199 59V61L202 60L203 62H209L211 67H206L205 69H191V67L184 65L185 63L180 62L181 60H179V63L181 64H161V66L163 65L164 67H162L166 69H163L165 72L164 76H166L165 80L169 82V85L174 86L175 89L179 90L181 96L173 95V89L168 88L170 92L164 93L166 99H162L161 96V100L160 98H152L154 96L153 94L159 91L154 88V82L160 80L161 77L153 78L152 76V79L151 77L149 78V83L143 84L140 81H136V76L134 75L132 79L133 86L131 89L135 95L137 94V100L139 101L140 97L144 95L147 100L143 102L149 107L158 110V114L151 117L152 122L155 123V125L151 126V131H144V133L140 130L142 126L140 124L137 125V127L140 128L138 133L139 140L136 148L138 149V152L141 151L140 153H137L136 158L137 160L139 159L138 162L142 167V169L137 171H140V175H142L141 173L148 174L149 186L152 188V190L149 191L151 193L150 199L152 201L154 216L160 213L162 208H165V206L160 207L158 204L160 198L163 199L166 205H170V210L179 204V196L174 195L166 197L164 192H162V188L164 187L170 188L169 190L173 193L177 190L176 188H186L188 186L194 187L196 184L202 187L212 185L215 189V198L217 200L223 199L222 201H226L231 207L232 205L238 204L237 196L238 193L241 192L240 190H236L238 186L237 181L242 178V185H244L241 186L244 189L243 191H245L242 192L244 196L243 200L247 201V203H245L247 211L244 213L246 220L249 222L248 224L251 226L249 227V230H253L252 233H254L255 228L259 223L258 219L260 218L261 213H263L258 208L259 206H264V133L255 129L238 133L221 131L219 125H217L218 121L214 122L215 120L213 119L214 121H212V118L209 117V120L205 122L204 117L201 114L196 111H188L184 97H186V90L189 88L191 89L192 87L195 88L199 82L200 84H203L204 82H207L208 84L209 81L210 84L208 85H212H207L208 87H212L217 83L222 84L220 82L222 77H225L226 80H231L228 78L229 75L226 74V72H229V74L230 72L231 74L236 73V76H242L243 71L247 72L248 69L252 68L253 65H249L252 63L251 59L260 63V61L256 59L257 57H260L263 58L264 61V38L255 34L257 30L250 29V27L258 29L264 37V30L261 29L264 23H226L224 24V26L228 28L224 32L226 35L220 36L219 33L214 36V26ZM198 38L204 37L199 36ZM198 38L196 37L195 39L198 40ZM245 56L249 57L246 58ZM171 65L174 69L170 68ZM175 68L177 71H175ZM139 69L140 68H136V70ZM172 71H175V75L178 74L179 71L181 72L179 73V77L183 79L186 88L176 83V77L170 75V72ZM255 74L264 76V72ZM146 75H149V73ZM170 76L172 79H169ZM256 79L257 76H253L251 81H256ZM235 81H239V78ZM241 82L246 83L245 81ZM229 85L235 89H237V87L239 88V86L242 87L241 89H243V87H250L244 84L234 85L229 83ZM223 87L230 88L229 86L225 87V85H223ZM127 92L128 91L125 93L124 91L125 94H127ZM187 92H189V90ZM137 100L135 101L137 102L136 104H138ZM171 104L185 113L186 121H183L179 115L173 116L168 111L169 106H172ZM240 104L243 105V101H241ZM159 105L160 107H158ZM253 105L259 107L258 102L251 100L248 101V106ZM91 160L93 161L94 159ZM144 167L146 169H144ZM136 178L137 180H140L137 175ZM107 183L110 184V182ZM102 187L101 190L100 187H97L96 185L88 187L81 186L76 187L80 188L76 192L77 194H80V192L83 191V193H81L83 196H90L92 193L97 196L104 195L106 192L103 190H107V194L124 193L125 195H119V198H123L124 202H128L134 200L138 188H131L129 184L124 182H118V188L116 189H111L112 186ZM156 190L160 192L159 194L161 196L155 194ZM202 193L205 194V191H202ZM225 198L227 199L224 200ZM203 199L204 196H202L201 203H203ZM167 200H169V203ZM203 209L204 206L202 205L200 207V213ZM173 212H177V210ZM178 215L179 214H176L175 216ZM165 216L166 214L160 216L158 221L162 220ZM171 219H174V216H172ZM155 224L154 221L153 227ZM249 235L252 236V234ZM200 236L202 237L203 234ZM174 248L177 247L175 246ZM210 248L211 250H216L215 245H212V247L210 246ZM263 248L264 247H262V249ZM149 264H155V262L150 261Z\"/></svg>",
    "mask_w": 264,
    "mask_h": 264
}]
</instances>
